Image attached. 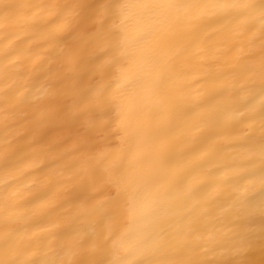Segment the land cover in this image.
Listing matches in <instances>:
<instances>
[{"label":"clouds","instance_id":"1","mask_svg":"<svg viewBox=\"0 0 264 264\" xmlns=\"http://www.w3.org/2000/svg\"><path fill=\"white\" fill-rule=\"evenodd\" d=\"M0 264H264V0H0Z\"/></svg>","mask_w":264,"mask_h":264}]
</instances>
